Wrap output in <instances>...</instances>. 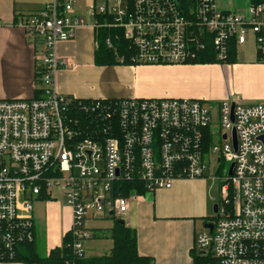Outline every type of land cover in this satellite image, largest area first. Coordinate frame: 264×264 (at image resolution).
Segmentation results:
<instances>
[{"label": "built area", "instance_id": "1", "mask_svg": "<svg viewBox=\"0 0 264 264\" xmlns=\"http://www.w3.org/2000/svg\"><path fill=\"white\" fill-rule=\"evenodd\" d=\"M75 1L46 0L17 23L37 46L39 93L0 100V260L33 241V202L50 200L52 189L62 191L71 211V250L85 257L88 221L121 218L137 189L168 190L176 180L211 172L220 199L212 231L195 237V250L213 264H264V102L246 104L230 94L218 104L215 125L204 100L77 106L56 85L68 66L56 48L87 20L93 30L122 32L132 52L117 57L119 65H191L207 49L224 63L229 42L243 46L249 35L264 64V5L249 6L242 17L218 10L215 0H193L192 7L181 0H100L85 8L84 18L75 14ZM105 44L112 49L109 38ZM124 184L132 189L128 197L121 195Z\"/></svg>", "mask_w": 264, "mask_h": 264}, {"label": "crops", "instance_id": "2", "mask_svg": "<svg viewBox=\"0 0 264 264\" xmlns=\"http://www.w3.org/2000/svg\"><path fill=\"white\" fill-rule=\"evenodd\" d=\"M92 1L100 0H76L75 14L85 18V8ZM45 3L46 0H0V100L34 96L37 46L30 43L17 23L41 11ZM215 5L220 11L246 17L250 3L249 0H215ZM91 22L87 20L88 26L78 29L71 41L60 43L56 48L58 58L68 62L56 76L57 90L65 97L81 100L199 99L206 102L210 99L220 102L234 93L246 104L264 102V64L240 61L237 54L232 64L98 66L94 62L95 40ZM207 73L215 75L211 88L218 86L219 93L208 91L209 83L202 79ZM210 174L208 172L201 179L176 180L168 190L129 199L128 210L120 219L135 231L140 256L152 258L153 264H193L195 237L212 221L213 206L220 199L219 196L217 201L213 192L214 179ZM39 202L56 217L54 231L47 239V255L61 245L62 237L70 231L71 211L65 207L60 209L53 201ZM36 236L34 226L35 240Z\"/></svg>", "mask_w": 264, "mask_h": 264}, {"label": "trees", "instance_id": "3", "mask_svg": "<svg viewBox=\"0 0 264 264\" xmlns=\"http://www.w3.org/2000/svg\"><path fill=\"white\" fill-rule=\"evenodd\" d=\"M185 7H192L193 0H181ZM250 6L264 5V0H249ZM110 39L112 49L106 46V39ZM94 40L98 47L95 49L94 62L98 66L119 65L117 57L129 55L132 51L128 48V44L122 36L120 30L111 29H97L94 30ZM237 46L232 40L228 44L227 58L224 63H219L214 56L212 50L207 49L198 54V61L196 64H232L236 61ZM126 53V54H125ZM260 57L256 52V62L260 63ZM126 66H128L126 64ZM37 75L35 74V84L37 85ZM39 91L35 90L34 96H38ZM70 99V98H69ZM72 105L83 106L89 105L96 101H117L119 99L107 100H81L70 99ZM75 111L74 116H84L82 113ZM88 118H95L96 115H89ZM121 195L130 196L131 187L129 185H122ZM146 194L144 189H137L136 196ZM104 220H111L112 226L109 228H89L91 233L90 240H108L111 241L112 246L107 254L94 257H77L71 250L73 243V236L71 230L64 234L61 240V245L51 249L47 255H40L38 252L37 242L35 237L32 242L21 244L14 249V256L12 259L0 260L1 263H21V264H153L150 257L140 256L137 252V238L133 229L124 224L120 218L113 216ZM193 264H213L211 257L200 255L195 248L192 252Z\"/></svg>", "mask_w": 264, "mask_h": 264}, {"label": "rangeland", "instance_id": "4", "mask_svg": "<svg viewBox=\"0 0 264 264\" xmlns=\"http://www.w3.org/2000/svg\"><path fill=\"white\" fill-rule=\"evenodd\" d=\"M43 9V8H42ZM255 53H256V46L254 39L251 35L248 36V40L245 45L237 47V58L240 61H253L255 62ZM214 74L207 73L202 75V79L204 82L209 83V92H216L219 93L221 91L220 88L213 87L214 86ZM211 88V89H210ZM223 89V88H222ZM234 94V93H230ZM224 99L219 101L210 100L208 102V107L210 109V114L212 118V122L217 125V107L218 104L221 103ZM219 102V103H215ZM208 173L206 174V176ZM211 181V180H210ZM213 192L216 195L217 201L220 196V185L218 180L213 181ZM49 201H53L60 209L62 208H69L67 205L65 197L62 195V191L60 189H52L51 191V199ZM55 217V216H54ZM54 217L52 215V211L46 209V205L39 201L33 202V220L34 226L36 230V242L38 247V252L40 255H46L47 249V239L51 238L53 227H54ZM212 220L215 219V216L212 215ZM56 218V217H55ZM214 218V219H213ZM57 220V219H56ZM89 227L94 228H108L112 226L111 220H99V221H89ZM203 231V228H202ZM201 231V232H202ZM199 232V233H201ZM85 250V257H94V256H101L107 254L111 247V241L106 240H89L86 241L83 245ZM198 252V251H197Z\"/></svg>", "mask_w": 264, "mask_h": 264}, {"label": "water", "instance_id": "5", "mask_svg": "<svg viewBox=\"0 0 264 264\" xmlns=\"http://www.w3.org/2000/svg\"><path fill=\"white\" fill-rule=\"evenodd\" d=\"M233 137H234V143H235V133H234V131H233ZM229 174H231V171H230ZM212 211H213V214L216 215V213H217V205L213 206V210ZM212 228H213L212 225H209V224L204 225V229H207L210 232L212 231Z\"/></svg>", "mask_w": 264, "mask_h": 264}, {"label": "flooded vegetation", "instance_id": "6", "mask_svg": "<svg viewBox=\"0 0 264 264\" xmlns=\"http://www.w3.org/2000/svg\"><path fill=\"white\" fill-rule=\"evenodd\" d=\"M208 224L213 226L214 220L210 221Z\"/></svg>", "mask_w": 264, "mask_h": 264}]
</instances>
